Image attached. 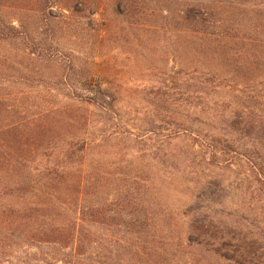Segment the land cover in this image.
Returning <instances> with one entry per match:
<instances>
[{
  "label": "rangeland",
  "instance_id": "1",
  "mask_svg": "<svg viewBox=\"0 0 264 264\" xmlns=\"http://www.w3.org/2000/svg\"><path fill=\"white\" fill-rule=\"evenodd\" d=\"M20 211L97 226L111 264H264V0H0V220Z\"/></svg>",
  "mask_w": 264,
  "mask_h": 264
},
{
  "label": "trees",
  "instance_id": "2",
  "mask_svg": "<svg viewBox=\"0 0 264 264\" xmlns=\"http://www.w3.org/2000/svg\"><path fill=\"white\" fill-rule=\"evenodd\" d=\"M92 212L100 215L102 210L94 208ZM20 213L21 211L15 218L7 217L4 220H0V235L3 237H6L8 234L17 236L22 243L37 240L41 243L56 245L61 250V253L57 251L54 255H47V257L43 258H11L7 254H1L0 264H50L48 260H53L54 264L56 262L59 264H111L97 251L98 239L96 234H94V231L98 229L97 226L95 228L91 226L92 224L89 225L83 221L69 224L57 223L41 225L34 233H31V230L34 228L32 225L28 223L16 225L15 219ZM80 213L84 215L87 214V211L85 212L82 209ZM24 220L28 222L29 219L25 218ZM11 245H14L12 241H4L0 238V246L10 248ZM65 249H68V251H64Z\"/></svg>",
  "mask_w": 264,
  "mask_h": 264
}]
</instances>
